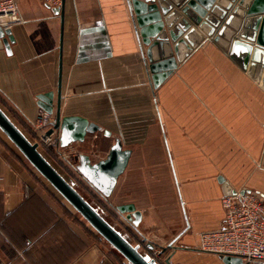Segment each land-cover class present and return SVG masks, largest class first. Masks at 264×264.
I'll return each instance as SVG.
<instances>
[{
    "label": "crops",
    "instance_id": "0c3cea01",
    "mask_svg": "<svg viewBox=\"0 0 264 264\" xmlns=\"http://www.w3.org/2000/svg\"><path fill=\"white\" fill-rule=\"evenodd\" d=\"M119 7L115 0H60L56 7L20 0L11 54L0 49V109L31 141L28 121L42 111L37 97L52 92L55 112L60 76V117H80L110 133L77 144L114 136L132 155L148 145L163 156L183 228L157 264H223L198 249L200 236L222 228L225 188L264 195V88L222 50V41L212 42L195 27L191 51L181 53L176 70L154 89ZM53 155L45 158L60 165ZM30 167L0 131L4 264H129L107 252L108 243ZM161 249L150 252L145 245L141 252L150 257Z\"/></svg>",
    "mask_w": 264,
    "mask_h": 264
},
{
    "label": "water",
    "instance_id": "95a60500",
    "mask_svg": "<svg viewBox=\"0 0 264 264\" xmlns=\"http://www.w3.org/2000/svg\"><path fill=\"white\" fill-rule=\"evenodd\" d=\"M115 0L120 6V17L133 31L140 53L147 65L151 84L157 89L177 68L180 56L188 54L197 35L195 27L201 29L212 42L222 41L223 51L242 70L264 88V0ZM178 9L179 14L173 10ZM62 8H55L56 11ZM252 13V14H251ZM179 15L184 19H178ZM178 22V24H177ZM185 32V33H184ZM10 29L0 28V49L10 55L13 43ZM184 47V51L181 50ZM61 48L59 49V52ZM61 69L59 64V75ZM60 76L57 82L56 105L53 112V93L46 92L37 97L38 107L54 115L53 128L59 132V147L82 143L87 135L110 133L94 123L80 117H60ZM0 131L25 158L29 165L104 239L112 249L129 264H157V260L132 245L119 231L109 224L97 210L72 186L39 152L37 145L29 141L18 127L0 109ZM50 132H48L49 134ZM131 151L123 149L115 139L104 159L92 163L87 155L79 156L75 166L79 176L101 197L108 199L120 175L125 171ZM249 189L240 190V192ZM224 195L235 191L225 188ZM264 200V195L259 194ZM119 214L137 226L141 214L132 204L116 207ZM186 228L182 232L184 233ZM179 237V236H178ZM172 240L166 248H171ZM152 252L153 245L147 244ZM165 248V249H166ZM160 250L159 256L164 252ZM223 264H242L239 258L218 255ZM165 264H170L169 260Z\"/></svg>",
    "mask_w": 264,
    "mask_h": 264
},
{
    "label": "rangeland",
    "instance_id": "374dc122",
    "mask_svg": "<svg viewBox=\"0 0 264 264\" xmlns=\"http://www.w3.org/2000/svg\"><path fill=\"white\" fill-rule=\"evenodd\" d=\"M113 138L115 137L113 136L109 141L95 143L90 141L86 143V147H81L82 144L77 143L70 145L69 150H66L68 160L65 165L68 167L73 154L80 155V153L88 152L91 156H87L90 157L92 163L104 159L113 144ZM39 152L44 158L47 157V153L50 155L52 153L51 150H40ZM132 153L125 171L119 176V181L108 199L93 197L91 192L92 195L77 184L78 180L73 179L76 175L68 173L69 169L51 161L49 156L46 160L50 161L49 163L97 209L109 224L132 245H139L140 251L146 252L145 245L147 244L166 248L171 239L183 228L182 212L171 186L169 168L163 156H160V152L153 147L140 145L134 148ZM31 170L34 174H38L33 168ZM128 202L133 203L136 206L135 210L141 214L142 218L137 226L126 220L125 215L119 214L116 210V207L128 205ZM106 246L107 252H116L108 244ZM172 249L173 245L171 248H166L161 259L167 256ZM150 256L152 257V254Z\"/></svg>",
    "mask_w": 264,
    "mask_h": 264
},
{
    "label": "built area",
    "instance_id": "2783aa9c",
    "mask_svg": "<svg viewBox=\"0 0 264 264\" xmlns=\"http://www.w3.org/2000/svg\"><path fill=\"white\" fill-rule=\"evenodd\" d=\"M19 1L0 0V28L10 29L13 24L21 22L17 12ZM42 2L50 7L60 4V0ZM54 124L55 119L51 115L44 111L38 112L33 121H28L33 134L31 142L37 145L39 151L51 150L60 160L66 162V150H69V146L59 147V132L53 128ZM80 155H72L73 162L69 160V168L75 170ZM221 206L224 211L222 228L203 233L198 249L215 255L239 258L242 264H264V200L251 190L242 193L235 191L234 195H225L221 199ZM160 253V250L153 251L152 257L157 259ZM0 264H4L1 258Z\"/></svg>",
    "mask_w": 264,
    "mask_h": 264
},
{
    "label": "trees",
    "instance_id": "16d2710c",
    "mask_svg": "<svg viewBox=\"0 0 264 264\" xmlns=\"http://www.w3.org/2000/svg\"><path fill=\"white\" fill-rule=\"evenodd\" d=\"M61 161V164L64 166V168L66 169H69L68 170V173H71V174H73V175H76V177H74L73 179H76L77 178V180L79 179V178H81L80 176H79V174L76 172V170H73V169H71V168H68L66 165H65V162L64 161H62V160H60ZM78 182H80V181H77V184H80V186H82V188H83V190H86V191H88V193H92L93 194V197L95 196V198H96V196L97 197H99L100 199L102 198V199H104L103 197H101L97 192H95L91 187V190L89 191L88 190V188L86 187V185H83L82 183H78ZM76 184V185H77ZM90 193V194H91ZM91 194V195H92ZM93 206V205H92ZM94 207V206H93ZM95 208V207H94ZM96 209V208H95ZM97 210V209H96ZM98 212V211H97ZM99 213V212H98ZM100 214V213H99ZM101 215V214H100Z\"/></svg>",
    "mask_w": 264,
    "mask_h": 264
}]
</instances>
